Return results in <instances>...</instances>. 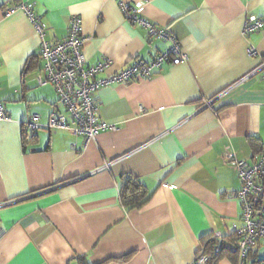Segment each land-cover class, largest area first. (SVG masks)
<instances>
[{"label":"crops","instance_id":"obj_1","mask_svg":"<svg viewBox=\"0 0 264 264\" xmlns=\"http://www.w3.org/2000/svg\"><path fill=\"white\" fill-rule=\"evenodd\" d=\"M22 2L49 43L80 15L84 54L110 61L108 74L171 45L128 20L123 3L169 29L188 59L100 88V119L115 129L95 138L27 129L32 114L48 122L58 96L37 82L40 38L27 14H4ZM252 15L264 16V0H0V101L9 116L0 119V264H191L216 232L235 249L241 180L226 153L251 159L264 150V76L249 75L264 61V28L245 32ZM126 176L147 190L144 205L122 202ZM247 264H264V241Z\"/></svg>","mask_w":264,"mask_h":264},{"label":"built area","instance_id":"obj_2","mask_svg":"<svg viewBox=\"0 0 264 264\" xmlns=\"http://www.w3.org/2000/svg\"><path fill=\"white\" fill-rule=\"evenodd\" d=\"M126 18L142 26L150 37L168 40L170 47L151 61L135 59L126 67L108 74L110 61L89 63L84 54V44L89 39L83 34L82 17L73 15L69 24L67 37L54 43L46 40L45 25L33 9L32 4L22 2L17 5H5L4 14L11 15L17 10L24 11L34 25L40 38V56L43 66L37 75L39 85H51L55 88L57 106L50 113L47 123H42L39 114H32L24 124L27 129L38 131L46 128L72 129L87 139L95 138L100 132L115 129V125L100 119L97 92L100 88L125 82L130 79H151L154 70L164 63L179 64L188 59L182 52L178 39L166 28H160L152 21L139 14L138 8L129 3L122 4ZM264 28V16H250L247 19L245 32L259 31ZM250 56H258L254 45L248 48ZM262 73L264 61L249 75ZM210 102H206L208 105ZM64 107L70 119L62 112ZM4 103L0 101V119H8ZM226 159L238 171L241 189L238 197L241 202V224L234 223L235 250L238 252V264H247L253 249L264 241V150L251 159L238 158L235 152L227 151ZM210 244H206L196 255L191 264H209L211 258L221 253L224 236L216 232Z\"/></svg>","mask_w":264,"mask_h":264},{"label":"trees","instance_id":"obj_3","mask_svg":"<svg viewBox=\"0 0 264 264\" xmlns=\"http://www.w3.org/2000/svg\"><path fill=\"white\" fill-rule=\"evenodd\" d=\"M121 199L123 203H127L130 207H140L144 205L148 199L149 195L145 187L138 181V179L126 176L123 178L122 189H121ZM212 239L207 241V245L210 244ZM235 249L228 248L226 241L224 240L223 248L219 255L211 258L209 264H217L225 256L231 257L234 262H238V252ZM82 264H86L82 261Z\"/></svg>","mask_w":264,"mask_h":264}]
</instances>
